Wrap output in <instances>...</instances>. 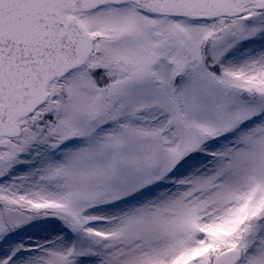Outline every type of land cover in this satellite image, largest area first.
Wrapping results in <instances>:
<instances>
[{"label": "snow or ice", "instance_id": "snow-or-ice-1", "mask_svg": "<svg viewBox=\"0 0 264 264\" xmlns=\"http://www.w3.org/2000/svg\"><path fill=\"white\" fill-rule=\"evenodd\" d=\"M0 264H264V0H0Z\"/></svg>", "mask_w": 264, "mask_h": 264}]
</instances>
